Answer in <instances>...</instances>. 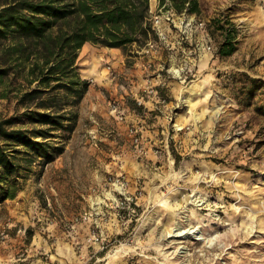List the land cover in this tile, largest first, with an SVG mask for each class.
<instances>
[{
  "label": "rangeland",
  "instance_id": "obj_1",
  "mask_svg": "<svg viewBox=\"0 0 264 264\" xmlns=\"http://www.w3.org/2000/svg\"><path fill=\"white\" fill-rule=\"evenodd\" d=\"M200 4V16L176 14V25L170 29L166 24L177 34L191 23L178 41L186 53L196 54L174 56L169 41L161 43L157 33L151 39L155 50L164 52L163 73L177 79L167 69L182 67L187 83H199L191 100L168 99L176 117L144 138L136 127L127 128L125 119L94 121L88 107L82 116L81 103L64 153L41 174L35 165L12 210L0 216V232L7 229L9 239H19L24 249L0 264H264V229L257 225L264 213L252 212L257 223L246 237L243 222L250 215L244 210L234 219L235 192L227 189L237 184L264 199L259 192L264 190V0ZM219 19L239 30L238 49L228 57L217 54L223 40L215 23ZM96 48L103 47L87 43L81 50V73L105 67L100 68L97 57L103 55ZM121 52L128 65L136 56L147 57L142 51ZM200 54L206 57L201 60ZM203 62L194 76L196 64ZM15 94L0 99V122L16 115ZM136 131L143 152L133 141ZM213 176L222 181L221 190H213ZM54 180L63 186L61 193ZM118 180L125 184L123 191ZM246 206L255 207L251 202ZM20 229H27L25 235ZM196 229L206 240L187 235ZM177 231L185 236H173ZM28 246L36 248L29 261Z\"/></svg>",
  "mask_w": 264,
  "mask_h": 264
},
{
  "label": "trees",
  "instance_id": "obj_2",
  "mask_svg": "<svg viewBox=\"0 0 264 264\" xmlns=\"http://www.w3.org/2000/svg\"><path fill=\"white\" fill-rule=\"evenodd\" d=\"M158 2V10L202 14L200 0ZM150 6L151 0H6L0 5V99H11L14 92L17 99L16 115L0 122V204L17 198L35 165L41 174L64 153L91 85L78 64L83 47L142 51L156 35ZM215 23L223 35L217 54L233 55L239 30L228 20Z\"/></svg>",
  "mask_w": 264,
  "mask_h": 264
},
{
  "label": "crops",
  "instance_id": "obj_3",
  "mask_svg": "<svg viewBox=\"0 0 264 264\" xmlns=\"http://www.w3.org/2000/svg\"><path fill=\"white\" fill-rule=\"evenodd\" d=\"M158 5V0H155L154 3L152 2V10L154 12L157 11ZM176 32L177 34L173 31L169 33V45H172L169 48L172 50L170 53H174V56L182 54L184 57L191 56L192 53L196 54V52L192 50L186 53V48L181 46L178 41L179 37L183 35V30H177ZM92 48H94V46ZM96 50L103 55L101 58L99 56L97 57L100 61V68L101 65L105 67L101 70L97 67H91L87 70V72L92 71L93 76H88L85 71V74L82 73L83 78L91 81L92 85L82 102L80 109L81 115L84 116L83 108L88 107L90 117L94 118V121L103 120L102 117L117 119L111 110V103H118L124 115V122L127 123V128L130 125L136 127L141 131L143 138L148 135V132H154L153 128L156 125L165 123V125L163 124L162 126H166L167 119L170 116H172L171 119L176 117V115L174 116L173 114L174 106H171V104L168 105L167 101L162 102V98H166L167 100L170 99L172 103H179L180 100L189 99V97L192 98L190 93L194 92L193 88L199 84L196 83L192 86L186 82L187 77L186 79L178 80L172 79L170 76L163 73L162 67L164 62L163 60L161 61V59L164 52L161 51L162 49L155 50L151 56H136L132 60V64L129 65L122 58L121 49L103 47L96 48ZM205 57L202 58L200 54L201 60ZM190 58L195 59L196 57ZM92 64H94L93 61ZM205 64L204 62L196 64L198 69L195 70L196 75L194 76L199 74L203 69L202 67H205ZM85 69L87 68H84V70ZM97 77H99V79H97ZM200 80L202 81L203 79ZM150 82L153 86L157 87L159 95L156 96L146 93V88ZM132 104L140 106V111L133 108ZM54 184L57 186L59 193H61L63 186L61 188V185H59V183L57 184V180H54ZM50 185L51 184L48 182L45 183L46 188L50 187ZM52 186L49 190L55 189ZM15 200L17 199L8 200L0 204V216L3 215L5 217L8 213L7 211L12 210L11 203ZM18 240L17 238L9 239V242L0 249L1 262L7 263V261L11 260V258L16 255V252H20L22 246L17 243ZM28 248L25 251H28L26 260L28 259L29 261V253H34L36 248L33 246H28ZM23 250L24 249H22V251Z\"/></svg>",
  "mask_w": 264,
  "mask_h": 264
},
{
  "label": "built area",
  "instance_id": "obj_4",
  "mask_svg": "<svg viewBox=\"0 0 264 264\" xmlns=\"http://www.w3.org/2000/svg\"><path fill=\"white\" fill-rule=\"evenodd\" d=\"M175 15L176 13H174L172 10H168V11H163V10H157L155 13L152 14V18H151V22L153 25V29L155 30V32L157 33V35L159 36V40L164 43H167L169 41V31L166 28V24H168L167 26L171 29L172 26L176 25V19H175ZM185 21L182 22V24H184ZM191 23H186L185 26V30H183V33H188L187 29H191L190 28ZM201 26H203L204 24H200ZM156 42H154L153 40L149 41L147 43V45L144 47V49L142 50V52L147 55V56H151L153 54V52L155 51V47H156ZM167 72L169 75L173 76L174 78H177L179 80L183 79V72H184V68L182 67H177L175 69L173 68H168ZM146 93L150 94V95H159V90L157 89V87L153 86L152 83L150 82L148 84V87L146 88ZM162 102H166L167 99L166 98H162L161 100ZM111 110L114 113V115L116 116V118L119 119H124V115L122 110L120 109L118 103H111ZM135 133V135L133 136V141L135 143L136 148L139 150V152H143V148L141 146L142 144V140H141V136L138 134V132H132ZM120 182V180H118ZM120 189L123 191L125 189V184L124 182H120ZM121 194H125L124 192H120ZM27 229H20L19 233H22L25 235ZM9 234L7 232V229H2L0 232V249L7 244L9 241Z\"/></svg>",
  "mask_w": 264,
  "mask_h": 264
},
{
  "label": "bare ground",
  "instance_id": "obj_5",
  "mask_svg": "<svg viewBox=\"0 0 264 264\" xmlns=\"http://www.w3.org/2000/svg\"><path fill=\"white\" fill-rule=\"evenodd\" d=\"M87 70L89 69H85L84 71L87 72ZM92 71L90 72H87L88 76H93V72L91 73ZM97 76V75H95ZM97 79H99V77H97ZM189 99L191 100V98L189 97ZM214 177V182L213 184L211 185L213 190L215 191V189H219L221 190L224 185L222 183V181H220L219 178H216L215 176ZM120 189V188H119ZM227 189H231V190H234L233 192H235V197H232V198H235V200L237 201V206H233V208L235 207L234 209V219H238L240 214L245 210V212L247 214H249L250 216V220L248 222H243L244 224V228L246 230V234L245 236H250L252 234V232L254 231V223L257 221L255 220V217H253V214L255 213H252L253 211H256L257 212H262L264 213V199L262 198H259L257 195H260V194H257L254 193V192H248L246 189H242L240 190L239 189V186L237 184H231V185H228L227 186ZM194 191H197L199 190V188L197 187V190L193 189ZM244 192V193H243ZM259 192L264 194V190L263 189H259ZM226 197H229L226 195ZM188 200V199H187ZM246 202H251L252 205H254L255 207H249V206H246ZM239 204V205H238ZM243 206V207H242ZM203 209H206V207H202L201 210ZM194 213L193 214H196L195 211H193ZM252 214H251V213ZM264 215V214H263ZM249 223V224H248ZM259 227H261L262 229H264V221H262V219H260V223L257 224ZM238 231V230H237ZM237 231L235 230L234 232V236H237ZM184 231H177L176 232V235H173V236H176V237H184L185 234H183ZM198 232V229L194 230V231H188L187 232V235H190V236H193L195 239H199V240H206L205 237H203L201 234L199 235Z\"/></svg>",
  "mask_w": 264,
  "mask_h": 264
}]
</instances>
